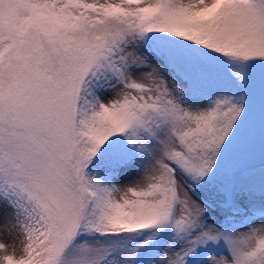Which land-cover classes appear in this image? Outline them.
Listing matches in <instances>:
<instances>
[{
	"label": "snow or ice",
	"instance_id": "obj_1",
	"mask_svg": "<svg viewBox=\"0 0 264 264\" xmlns=\"http://www.w3.org/2000/svg\"><path fill=\"white\" fill-rule=\"evenodd\" d=\"M0 264H264V0H0Z\"/></svg>",
	"mask_w": 264,
	"mask_h": 264
}]
</instances>
